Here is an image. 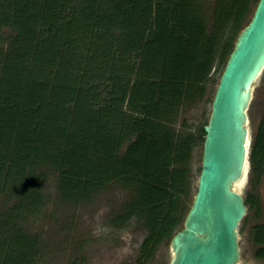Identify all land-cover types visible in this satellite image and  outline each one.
Masks as SVG:
<instances>
[{"label": "trees", "instance_id": "trees-1", "mask_svg": "<svg viewBox=\"0 0 264 264\" xmlns=\"http://www.w3.org/2000/svg\"><path fill=\"white\" fill-rule=\"evenodd\" d=\"M257 3L0 0V264H42L30 223L50 179L65 204L126 191L109 224L145 231L136 264L170 242L190 207L189 162L208 121L187 134L173 123L204 97L215 65L222 74ZM249 171L264 183V116ZM246 194L264 219V194ZM250 239L264 261V223Z\"/></svg>", "mask_w": 264, "mask_h": 264}, {"label": "water", "instance_id": "water-1", "mask_svg": "<svg viewBox=\"0 0 264 264\" xmlns=\"http://www.w3.org/2000/svg\"><path fill=\"white\" fill-rule=\"evenodd\" d=\"M264 74V0L234 43L219 78L203 147L197 190L168 264H240L238 228L248 207L241 191L250 170L249 109Z\"/></svg>", "mask_w": 264, "mask_h": 264}, {"label": "rangeland", "instance_id": "rangeland-1", "mask_svg": "<svg viewBox=\"0 0 264 264\" xmlns=\"http://www.w3.org/2000/svg\"><path fill=\"white\" fill-rule=\"evenodd\" d=\"M220 74L221 69L215 65L204 97L183 106L173 123L175 131L180 134L196 133L198 128L208 121ZM250 103V131L253 140L264 116V74L254 87ZM202 147L203 142H198L189 162L191 185L186 206L191 205L197 190ZM248 192L263 199V179L255 180L251 172L242 186L241 193L244 198ZM45 193L47 195L44 210L30 223L32 232L37 233L44 242L42 264H136L145 231L136 223L121 230H115L109 224L111 216L123 207L129 197L126 191L112 186L90 201L76 205L65 204L59 199L56 181L50 179L46 182ZM259 223H264L263 216L258 217L255 212L248 210L239 225L240 264H264V261L254 257L255 246L250 239L251 229ZM170 258L169 242H166L147 264H168Z\"/></svg>", "mask_w": 264, "mask_h": 264}]
</instances>
